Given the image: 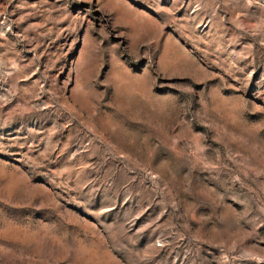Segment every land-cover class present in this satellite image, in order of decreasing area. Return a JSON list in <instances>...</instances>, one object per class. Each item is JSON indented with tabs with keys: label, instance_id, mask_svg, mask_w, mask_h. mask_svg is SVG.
Returning <instances> with one entry per match:
<instances>
[{
	"label": "rangeland",
	"instance_id": "374dc122",
	"mask_svg": "<svg viewBox=\"0 0 264 264\" xmlns=\"http://www.w3.org/2000/svg\"><path fill=\"white\" fill-rule=\"evenodd\" d=\"M0 264H264V0H0Z\"/></svg>",
	"mask_w": 264,
	"mask_h": 264
}]
</instances>
